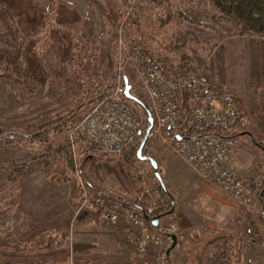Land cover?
Here are the masks:
<instances>
[{"label":"rangeland","instance_id":"rangeland-1","mask_svg":"<svg viewBox=\"0 0 264 264\" xmlns=\"http://www.w3.org/2000/svg\"><path fill=\"white\" fill-rule=\"evenodd\" d=\"M47 1L42 2L47 4L45 8L33 0L30 2L33 8H29L25 0L5 2L6 5L0 2V16L3 18L0 20V128L26 132L47 125L82 102L95 87L113 82V76L116 77V86L126 76L132 86L131 91L143 93L129 63L118 57L116 26L126 9L121 0ZM184 7L186 13L179 10L180 7L174 10L175 17L167 28L169 36L183 34L191 27L185 17L211 21V14L201 6ZM34 8L39 10L38 13ZM117 12L121 15L116 16ZM217 27L222 31L232 29L226 23H218ZM191 28H194L197 42L190 39L181 41L179 51L194 57L199 71L205 75L210 71L218 82L216 76L223 70L212 64V58L218 56L219 42H228L235 35L213 37L211 29L203 26ZM56 30L64 31L69 38L65 53L62 42L54 34ZM153 34L163 52L173 57L168 42ZM124 37L131 43L132 31L125 28ZM227 44L222 45L219 51L235 56L233 62H240L236 56L238 51H229L231 46L228 48ZM33 56L37 68L29 73L26 60ZM201 60L205 61L208 70L204 71L205 65L200 64ZM235 77L237 80H230L229 84L240 101L245 132L231 138L233 155L238 165L241 163L239 166L250 173L264 169V88L256 91L251 84H242L245 79L251 80L244 74L239 73ZM42 150L34 144L19 142L10 147L6 139L0 138V162L25 160ZM142 153L157 161L158 171L173 196L174 212L184 228V239L188 222L194 221L193 224L201 228L204 247L213 243L207 248L212 257L206 264H220L222 259L230 261L225 264H264V227L256 217L257 207L261 204L259 199L242 206L216 188L204 184L160 138L146 141ZM47 163L36 165L14 182H8L5 173L0 171V242H39L45 230L50 228L59 237L64 234L72 237L74 226H79L85 217L92 214L90 206L80 208V203L72 197L73 178L77 176L74 172L78 168L68 174L70 180L65 183L57 176L53 159ZM83 167L86 174L107 190L133 194L130 178L119 161L98 162L90 158ZM140 170L146 171V180H154L148 162L142 161L138 165L137 176ZM258 238H261L259 244ZM168 246L164 245L165 250ZM73 250L70 253V249L63 247L36 254H19L0 247V264H76L77 254ZM162 255L158 260H152L153 264H169L170 258L164 262Z\"/></svg>","mask_w":264,"mask_h":264},{"label":"built area","instance_id":"built-area-1","mask_svg":"<svg viewBox=\"0 0 264 264\" xmlns=\"http://www.w3.org/2000/svg\"><path fill=\"white\" fill-rule=\"evenodd\" d=\"M135 3L136 0H132L126 6L116 26V41L119 59L124 58L129 63L149 103L153 123L146 141L160 138L204 184L216 188L239 205H251L260 192L261 204L257 207L256 217L264 227V169L245 172L234 159L231 139L218 133L231 130L242 120L236 93L222 86L215 89L202 80L194 81L191 85V113L183 119L178 101L182 83L166 77L139 44L129 43L124 37L128 15ZM121 95L122 87L118 84L110 96L89 107L75 126V131L100 152H118L141 139L142 117L136 107ZM167 128L172 133L163 136L162 130ZM192 129L211 133L186 138ZM174 133H178L181 139L177 140ZM145 172L140 170L138 175L143 191L136 195L137 201H148V213L157 206L166 209L170 205L169 197L159 192L154 180L144 178ZM82 191L84 199L80 208L90 206L100 225L122 222L127 233L121 245L132 249L141 260H158L165 250L164 245L171 243L169 234L176 238L175 248L185 237L184 228L173 210L159 217V227L156 228L142 213L127 207L121 200L112 199L98 190L90 195L84 188Z\"/></svg>","mask_w":264,"mask_h":264},{"label":"trees","instance_id":"trees-1","mask_svg":"<svg viewBox=\"0 0 264 264\" xmlns=\"http://www.w3.org/2000/svg\"><path fill=\"white\" fill-rule=\"evenodd\" d=\"M126 6L132 0H121ZM156 1V0H152ZM165 3H171L170 0H163ZM181 4L190 3L191 6L197 5L205 8L211 15L210 22H201L199 20H188L192 25L204 26L211 29L212 36H231V35H249L264 38V0H179ZM43 17V16H42ZM41 19V16H40ZM187 19V18H186ZM0 20L3 18L0 16ZM172 17L168 14L162 16L158 13L153 4L145 2L144 0H136L131 12L128 15L126 28L132 31V43L139 44L148 53L153 60L160 66L163 74L171 79L179 80L182 83V88L179 92V107L183 119L189 117L191 113V85L192 82L202 80L209 86L215 89H221V85L216 83L213 79L205 76L199 71V66L194 57L186 56L179 51V42L186 39L197 42V35L194 33V28H188L183 34L176 33V36H169L167 28L171 23ZM218 23H226L231 26V30L222 31L217 25ZM193 27V26H192ZM195 27V26H194ZM152 31V32H151ZM153 32L162 36L167 42L172 52L173 57L163 52L156 42ZM222 32V33H221ZM34 37V36H33ZM28 50L29 47H28ZM26 75H33L25 72ZM193 74V75H191ZM116 80V77L113 76ZM108 82L104 85L95 87L88 95L72 108L70 111L60 116L57 120L42 125L38 128H33L30 131H23L21 129L0 128V138L7 140V144L11 147L15 142L22 143L23 145H36L39 149H43L37 155H31L25 160L21 161H2L0 162V171L5 173L8 182L18 180L22 175L34 169L36 165H48V160L53 159L56 165L57 176L63 182H68L70 177L69 173L74 172L77 174L73 178L74 195L73 199L77 203L83 201V188L87 195L92 191L98 190L107 194L110 198L121 200L129 208L135 209L142 213L143 216H153L155 214L162 215L172 209V197L165 190L162 189L158 181L153 175L151 168V175L158 185L159 192L162 195L169 197V206L166 209H161L159 206L155 207L153 212H147V202L140 203L136 199V195L143 191L142 180L138 177V165L142 162L136 155L138 148V141L135 145L122 149L118 152H100L95 146L87 143L84 138L75 131V126L80 119L85 109L91 107L101 99L110 96L116 87V81ZM120 86L123 87V78L120 80ZM132 89V87H131ZM139 97L145 104L149 105L146 97L140 90L131 91ZM126 101L131 103L139 111L142 117V134L147 125L146 114L144 110L135 102L126 99L123 94L121 95ZM245 132L243 123L240 122L227 132H218L221 136L226 138H233L236 134ZM172 132H169L171 134ZM211 132L199 131L196 129L189 130L185 135L186 138H193L203 135H208ZM140 135V138L142 136ZM166 130H162V135H169ZM254 139V138H253ZM253 141L257 142L256 139ZM146 155V153H143ZM93 159L98 162H115L119 161L129 176L131 181V189L133 194H117L111 190L102 187L97 181L86 174L83 163ZM162 177V175H161ZM163 179V177H162ZM82 185V187H81ZM260 192L257 194L259 199ZM82 222L84 224L98 222L96 214L92 213L85 217ZM248 229V227H247ZM248 234L252 236L250 230ZM257 243H261V238H258ZM68 245L65 236L59 237L54 229L45 230L39 242L30 241H13L2 240L0 242L1 249L15 250L19 254H36L44 251H52ZM164 262H167L168 256L165 255V250L162 252Z\"/></svg>","mask_w":264,"mask_h":264},{"label":"crops","instance_id":"crops-1","mask_svg":"<svg viewBox=\"0 0 264 264\" xmlns=\"http://www.w3.org/2000/svg\"><path fill=\"white\" fill-rule=\"evenodd\" d=\"M144 1H150L159 14L162 16H166V14H168L172 17V20L175 17V9L180 7L179 10H182L183 13H186L184 6L187 5L190 8L193 7L190 3L181 4L179 0H170L171 3L169 4L165 3L163 0H156L155 2L152 0ZM33 2L40 3L45 8L47 6L45 3L48 1L33 0ZM42 2L45 3L43 4ZM40 4L39 6H41ZM74 9H76V7ZM203 10H205V8H203ZM117 13L118 14H116V16L121 15L120 12ZM207 14H209L208 11ZM186 18L187 17H185V19ZM186 20L189 19L187 18ZM192 26L198 25L191 24V27ZM225 41V43H228L226 47L229 48L231 46L232 50L230 49L229 51H238L239 55L236 56L240 58V62H233L232 60L235 56L230 55L229 53H221L219 49L222 47V45H225V43L223 41L219 42L217 49L218 56L216 58H212V64L214 63L218 70H223L221 74L218 73L219 75L216 76L218 78L217 83H219V85L222 87H226L229 90L235 91L229 84V81L232 80L235 82V80H237L235 76L241 73L242 75L244 74V76L246 75L251 79L250 81L245 79L246 81H242V84H251L256 91L264 88V38L249 35H235L231 36L228 42L227 40ZM234 47H236V49H233ZM205 61H200V64L202 63L203 66L205 65L204 71L208 70V66H206L208 63L206 61L205 64ZM212 64H208L210 65V68H212ZM228 67L229 69H226ZM231 68H234V71ZM205 76L217 81L215 77H212L210 71H208V74L206 73ZM168 192L173 199L171 192L169 190ZM259 200L261 202L260 198ZM174 207L175 204L173 199V211H175ZM193 222L194 221L188 222L189 227L187 228V235L183 240L181 247L170 251L168 256L170 258L169 264H206L209 258L212 257L209 253L210 251H208L207 248L213 245V243H209L206 247H204L205 243L202 241L203 236L200 231L201 228L195 226ZM126 233L127 227L122 222H116L106 226L100 225L98 222L89 224H84L81 222L79 226H74L72 237H67L64 234L68 242V245L64 246V248L67 250H71L73 248L76 251V264H153V261L149 259L140 260L132 249L128 250L122 247L121 241L123 240ZM226 262L229 263L230 261L222 259L220 264H225Z\"/></svg>","mask_w":264,"mask_h":264},{"label":"water","instance_id":"water-1","mask_svg":"<svg viewBox=\"0 0 264 264\" xmlns=\"http://www.w3.org/2000/svg\"><path fill=\"white\" fill-rule=\"evenodd\" d=\"M5 2L8 3H14L15 0H4ZM55 36L58 38L59 41L62 42L63 44V51L64 53L67 51V47H68V43H69V38L67 36V34L62 31V30H56L55 31ZM26 64H27V71L29 73H32L36 70V58L33 56L30 59L26 60ZM131 85L128 82V79L126 76H123V87H122V94L126 99H129L133 102H135L136 104H138L145 112L146 114V122L147 125L143 131L142 134V130L139 131V135L142 134L138 148L136 150V155L139 158L140 161H144V162H148L153 170V175L156 178V180L158 181V183L160 184V186L162 187L163 190H165L168 194V190L166 188V185L161 177L160 172L158 171V164L157 161L149 156H146L142 153L144 144L147 140V137L149 135V132L151 130L152 127V123H153V117L150 111V108L147 104H145L139 97H137L134 93L131 92ZM166 132L169 134L170 130L169 128L166 129ZM175 136V138L177 140L181 139V136L178 133H174L173 134ZM170 195V194H169ZM172 203H173V199H172ZM173 210V206L172 209L169 211L171 212ZM163 215V214H162ZM161 215H155L152 217H148V216H144L146 219H148L151 223V225L155 226L156 228L159 227L158 224V219ZM169 237L171 238V243L169 244V246L166 248L165 250V255L168 256L170 251L175 247V242H176V238L173 234H169Z\"/></svg>","mask_w":264,"mask_h":264},{"label":"flooded vegetation","instance_id":"flooded-vegetation-1","mask_svg":"<svg viewBox=\"0 0 264 264\" xmlns=\"http://www.w3.org/2000/svg\"><path fill=\"white\" fill-rule=\"evenodd\" d=\"M0 2H1V4L3 3V4H5L6 5V3H5V1L4 0H0ZM25 2H27L28 4H27V6H29V8L30 7H32V5H31V0H25ZM25 4V3H24ZM22 6H24L23 4H22ZM33 8V7H32ZM34 11L36 12V13H38V9L37 8H34Z\"/></svg>","mask_w":264,"mask_h":264}]
</instances>
